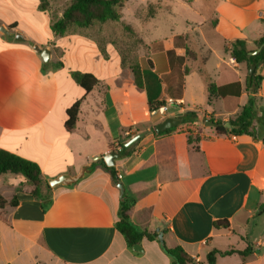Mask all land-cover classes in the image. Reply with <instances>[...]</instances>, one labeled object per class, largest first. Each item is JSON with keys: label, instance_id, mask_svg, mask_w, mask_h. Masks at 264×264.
I'll use <instances>...</instances> for the list:
<instances>
[{"label": "crops", "instance_id": "obj_1", "mask_svg": "<svg viewBox=\"0 0 264 264\" xmlns=\"http://www.w3.org/2000/svg\"><path fill=\"white\" fill-rule=\"evenodd\" d=\"M131 1L137 2L129 0L127 9ZM181 1L199 14L198 22H187L183 32L159 40L151 38L157 26L148 28L156 16L143 26L132 12L142 26L138 28L126 19L127 9L122 11L121 20L142 40V91L135 85L132 65L105 27L66 36L53 33L52 21L64 11L55 1L49 0L43 11L40 0H31L28 14L0 18V27L16 25L11 37L0 32V149L37 163L44 180L76 175L98 159L96 169L79 183L43 188L51 199L46 210L23 176L0 175V197L7 202L0 207V264H171L158 239L144 238L139 244L143 253H136L116 229L121 194L101 160L135 133L145 135L114 166L125 192L137 199L129 212L133 224L163 232L167 248L181 247L199 263L206 264L212 250L252 247L248 256H219L216 264H264L262 139L199 129L195 148L185 132L154 137L151 130L162 121L149 115L151 104L173 100L177 106L172 115L194 111L215 123L234 119L249 99L246 83L250 67H255L238 64L226 49L237 40L254 54L262 49L264 0H205L214 6L207 16L195 8V0ZM21 25L37 37L44 25L51 35L38 40ZM70 38L83 40L85 68L78 63L80 50L60 48ZM44 49L51 52L48 66L41 58ZM68 54L77 58L73 65L67 63ZM58 63L63 66L56 67ZM256 71L264 78V63ZM74 72L93 74L99 83L86 93L72 78ZM236 83L239 96L226 91L209 99L210 85ZM255 99L264 110V81ZM79 100L77 124L68 131L67 110ZM14 198L16 206L10 205ZM219 220H228L230 228L215 229Z\"/></svg>", "mask_w": 264, "mask_h": 264}, {"label": "trees", "instance_id": "obj_2", "mask_svg": "<svg viewBox=\"0 0 264 264\" xmlns=\"http://www.w3.org/2000/svg\"><path fill=\"white\" fill-rule=\"evenodd\" d=\"M40 9L46 11L49 8V0H40ZM188 4H191L192 0H185ZM128 0H71L70 4L63 11L62 15L58 18L53 19L51 29L56 36H64L69 33L72 28H90L95 23L105 24L107 22H119L121 20L120 9L125 6ZM16 25L10 26V29H15ZM258 47L262 49L257 54H251L255 51H250L247 48L246 42L237 40L231 43L230 47L227 48V52L230 53L231 57L235 59L238 64L247 63L255 67L252 73L251 83L248 80L246 83V91L249 94L247 103L242 107L241 112L234 118L230 119L228 123L230 127L227 128L223 122H217L218 126L214 129L217 134L226 136H249L253 139H262L264 143V110L258 107L255 95L258 93L264 78L259 75L256 71V67L264 63V36L259 40ZM180 61L183 58H179ZM48 66V64H45ZM62 63H58L56 67H62ZM131 70L134 74L135 85L142 91L143 89V78L141 68L138 63L131 66ZM72 78L86 93L91 92L99 83L96 76L90 73L74 72ZM235 89V90H234ZM227 92L234 91V94L239 96L240 84H232L226 88H217L215 85L209 86V99L213 96L224 95ZM81 100L77 101L72 107L67 110L68 119L66 121V129L68 131L74 130L79 116L81 107ZM164 104V101L156 102L151 104L150 107ZM182 118V124L163 132H153L154 137L162 138L173 134L174 132L180 131L188 134L189 144H194L195 148L199 142V137L194 136V125L198 119V115L194 111L185 112ZM207 121V120H206ZM210 121H213L210 119ZM214 122V121H213ZM133 134L129 137L136 136ZM141 139L126 147L125 143H119L117 148H113L117 152L121 153L122 157L130 156L137 144ZM102 168L111 176L112 183L116 186L120 183L117 177V171L115 167H108L104 160H101ZM15 174L23 176L29 185L33 186L34 189L32 194L34 197L43 200L44 209L46 210L50 205V197L48 194L43 193V188L47 191H51L52 188L48 185L47 180L42 178V172L39 165L35 162L22 158L18 155L10 153L8 151L0 149V175L3 174ZM137 199L125 192L123 199L120 202L119 207V220L116 223V229L124 237L126 244L130 250L133 246L141 244L144 238L150 241H157L158 234L150 233L140 229L131 221L129 212L135 207ZM7 202L0 197V207H3ZM10 205L16 206L17 200L14 198ZM264 211V207L262 208ZM213 226L217 230H227L230 228L228 220H219L213 223ZM161 246V245H160ZM162 251L172 260L178 264H204L199 263L189 256L181 247L169 249L166 245L161 246ZM253 252L252 247H248L242 252L230 250L221 252L218 250H212L207 254L206 264H216L219 256H228L234 253L248 256Z\"/></svg>", "mask_w": 264, "mask_h": 264}, {"label": "rangeland", "instance_id": "obj_3", "mask_svg": "<svg viewBox=\"0 0 264 264\" xmlns=\"http://www.w3.org/2000/svg\"><path fill=\"white\" fill-rule=\"evenodd\" d=\"M55 1V4H57V7L59 8V11L65 10L67 6L70 4L71 0H52ZM140 1L137 0V2L133 3L130 2V9H127L128 2L125 4L123 8L120 9L121 16L122 11H124L125 15H127L126 19L130 18V25L133 27H142L146 26V23L156 16V19L151 21V23L148 24V28H153V24H155L157 27L153 31V35L151 38H154L156 40L162 39L163 37H169L171 34L174 33H181L185 30L187 27V22L197 23L199 19V14H196L193 10L188 9L186 6H181V3H183L181 0H147L142 2V4H139ZM195 8H198L201 10L206 16L207 14H211V12L214 11V6L212 3H208L205 0H195ZM31 0H0V18H10L21 15L28 14V11L30 9ZM50 2H48L49 5ZM50 6V5H49ZM194 8V9H195ZM136 9V10H135ZM56 12V11H55ZM54 12V13H55ZM132 12H135L137 19L141 21L138 22L136 18L132 19ZM53 13V14H54ZM56 14V13H55ZM122 19V17H121ZM102 26L105 27L106 33L109 35L110 41H114L117 44H119L120 48L122 49V52L124 53V57L126 58V63L129 65H133L135 63H138L139 57L142 53L141 50V43L142 40L139 38V36L132 30L131 26H126L123 20H120L119 22H107L104 25L95 23L91 27L95 26ZM100 26V27H101ZM21 28L29 34V36L36 38L38 40H43L44 38H48L51 35L50 30L45 27L44 25L41 27V37H37L36 35H33L32 32L28 31L25 26L21 25ZM9 29V28H8ZM90 28H72L69 33L73 32H84L88 31ZM12 29H10L11 31ZM12 32V31H11ZM69 33L65 34L68 35ZM3 35V33H1ZM107 37V36H106ZM51 48V47H50ZM60 48L62 50H66L70 52V50L73 52V48L75 50L79 51L80 59L78 60L81 65V68H85L84 66L87 65V62L84 59V42L82 39H74L70 38L68 42L65 45H60ZM195 48V47H194ZM57 50V49H56ZM140 51V52H139ZM71 52V54H73ZM58 54H61L60 50H58ZM144 54V52L142 53ZM72 56V55H71ZM68 56L66 57L67 63L69 65H73L77 60L76 57ZM51 59L49 60V62ZM49 62L47 64H49ZM191 65L189 66V69H191ZM195 79L199 80L200 76H194ZM264 109V108H263ZM175 109H172L170 112H174ZM183 115V114H182ZM179 116V118L182 117ZM177 115H171L169 117H174ZM159 117H154L153 120H157ZM182 119V118H181ZM212 119V118H211ZM207 120H210L207 119ZM206 118H198L195 125H194V131H198L199 129L202 130H212L214 131V127L206 126L205 125ZM214 121V120H213ZM212 121V122H213ZM5 178V177H3Z\"/></svg>", "mask_w": 264, "mask_h": 264}, {"label": "water", "instance_id": "obj_4", "mask_svg": "<svg viewBox=\"0 0 264 264\" xmlns=\"http://www.w3.org/2000/svg\"><path fill=\"white\" fill-rule=\"evenodd\" d=\"M0 32L3 33V35L11 37L13 36V33L8 29V27L1 26L0 27ZM254 54V53H251ZM41 58L44 63H48L49 60L51 59V52L49 49H44L43 52L41 53ZM254 68L250 67V76L248 77V82L249 84L251 83L252 79V73H253ZM182 124V119L179 118V116H174V117H168L162 122L158 123L157 125L154 126V128L151 130L152 132L156 131L157 133L163 132L167 129L179 126ZM206 126H211L216 128L218 126L217 123L212 122L210 120H207L205 123ZM226 127L229 128L230 124L227 123ZM145 135V133H139L138 135L134 136L131 138L128 142L125 143V146L128 147L134 142H136L138 139L142 138ZM121 157L120 152L112 151L107 155L103 156V160L105 161L106 165L108 167H114L115 166V160L117 158ZM98 164V159H96L93 163L87 164L82 167L80 172L76 175H69V174H63L58 176L57 178L54 179H48L47 183L51 188H56L60 186L64 187H71L77 183H79L82 179H84L87 175L91 174L95 169ZM117 188L120 190L121 194V200L123 199V196L125 194V188L122 183H119L117 185ZM163 232H160L158 235V241L161 246L165 245ZM133 251L136 253H143L142 247L138 244L133 246ZM171 264H178L177 262L173 261Z\"/></svg>", "mask_w": 264, "mask_h": 264}, {"label": "built area", "instance_id": "obj_5", "mask_svg": "<svg viewBox=\"0 0 264 264\" xmlns=\"http://www.w3.org/2000/svg\"><path fill=\"white\" fill-rule=\"evenodd\" d=\"M175 102L173 100H168L162 105H157L149 109V115L151 117H159L161 121L165 120L168 116L172 115L170 112L172 109L176 108ZM122 178L121 175H118V179Z\"/></svg>", "mask_w": 264, "mask_h": 264}]
</instances>
